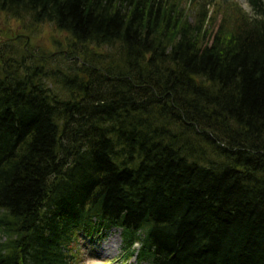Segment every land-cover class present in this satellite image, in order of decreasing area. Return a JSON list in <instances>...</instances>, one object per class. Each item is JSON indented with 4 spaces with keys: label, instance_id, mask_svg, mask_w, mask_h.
I'll return each instance as SVG.
<instances>
[{
    "label": "trees",
    "instance_id": "trees-1",
    "mask_svg": "<svg viewBox=\"0 0 264 264\" xmlns=\"http://www.w3.org/2000/svg\"><path fill=\"white\" fill-rule=\"evenodd\" d=\"M183 1L0 0L68 39L54 64L0 43V264L111 229L126 261L264 264V0Z\"/></svg>",
    "mask_w": 264,
    "mask_h": 264
},
{
    "label": "rangeland",
    "instance_id": "rangeland-1",
    "mask_svg": "<svg viewBox=\"0 0 264 264\" xmlns=\"http://www.w3.org/2000/svg\"><path fill=\"white\" fill-rule=\"evenodd\" d=\"M199 2H212V4L216 6V4L222 2V0H184L182 4V8H185L184 12L186 13L184 16H190L191 20L194 13V8L199 5ZM228 4L232 5V8L235 10L240 9L242 12L244 11L243 13L250 11L246 4V0H227V5ZM213 8L214 7L211 6L208 7V10H210L209 16ZM216 9L220 13L223 11L220 6L216 7ZM220 23L221 17H218L215 21V24H212L211 27H209L210 23L208 22L207 24L206 22L209 34L213 35L221 25ZM1 27H3L9 35H21L23 37V41H25V38L29 39L27 35L22 33L24 31L20 27L19 23L8 20L3 14H0V28ZM31 37L32 38L28 41V44L33 53L38 54L42 52L47 55L56 53L55 57L57 60H54L52 64L56 63L62 56L66 57L68 50V39L65 35L55 30L51 25H40L39 28H37V31ZM23 41H18L15 46L21 47L24 44ZM53 41H57L58 46L53 45ZM9 48L10 46H4L1 49L9 50ZM121 245L122 242L120 231L116 229H111L104 237L100 238V240L98 239L93 241L84 238L80 241V243H78L77 246L80 264H140L135 259L125 262L120 256L122 254Z\"/></svg>",
    "mask_w": 264,
    "mask_h": 264
},
{
    "label": "water",
    "instance_id": "water-1",
    "mask_svg": "<svg viewBox=\"0 0 264 264\" xmlns=\"http://www.w3.org/2000/svg\"><path fill=\"white\" fill-rule=\"evenodd\" d=\"M12 39H8V38H4V37H0V43L2 42H7V41H10Z\"/></svg>",
    "mask_w": 264,
    "mask_h": 264
}]
</instances>
